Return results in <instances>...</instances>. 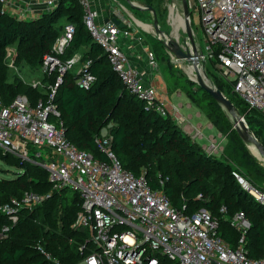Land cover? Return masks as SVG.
<instances>
[{
  "label": "trees",
  "instance_id": "1",
  "mask_svg": "<svg viewBox=\"0 0 264 264\" xmlns=\"http://www.w3.org/2000/svg\"><path fill=\"white\" fill-rule=\"evenodd\" d=\"M144 1L150 5L152 0ZM82 14L77 0H58L55 8L31 19L9 14L0 2V101L7 104L15 95L24 93L34 104L39 98L44 99L46 91L45 87L34 88L20 79L8 81L6 47L15 49L14 65L40 67L63 24L72 23L74 32L61 57L82 50V58L90 60L89 69L95 81L89 88H81L75 84V70H67L56 89L53 102L60 111L68 141L93 157L104 159L106 155L94 138L102 126L111 122L108 132L112 136V152L123 168L136 176L142 173L149 185L161 189L173 205L184 204L187 214L201 206L209 209L218 219L217 234L232 246L236 245L239 232L230 225L229 217L242 210L250 222L245 251L250 257L260 256L264 246V205L246 193L233 171L264 191V166L237 135L231 119L209 93L168 62V51L160 39L150 43L167 92L183 93L223 136L219 154H208L169 115L159 114L125 88L111 68L106 52L82 22ZM203 64L219 75L214 60ZM56 74H43L45 85L53 83ZM219 77L216 87L236 107L243 104L248 109L247 125L263 144L264 114L248 107L232 92L231 81ZM228 91L234 97L228 96ZM0 160L11 174L0 176V204L20 199L24 192L44 195L40 204L21 210L15 223L0 211V264H55L53 259L60 264H77L91 251L89 242L85 243L87 233L71 227L81 205L78 191L69 187L52 189L43 167L2 148ZM222 205L226 212L219 211ZM162 261L173 264L166 259Z\"/></svg>",
  "mask_w": 264,
  "mask_h": 264
},
{
  "label": "built area",
  "instance_id": "2",
  "mask_svg": "<svg viewBox=\"0 0 264 264\" xmlns=\"http://www.w3.org/2000/svg\"><path fill=\"white\" fill-rule=\"evenodd\" d=\"M77 1L83 8L82 22L106 52L125 88L146 106L167 115L166 101L157 96L156 88L145 82V72L130 64L120 48L118 36L121 32L127 34V29L122 30L110 17L100 19L91 0ZM0 2L4 10L10 5L9 0ZM45 3L50 10L54 0ZM187 6L189 24L191 14L197 11L205 36L204 54L192 31L196 50L201 52L198 62L214 60L219 75L231 81L232 92L248 107L264 114V0H187ZM73 32L74 25L64 23L41 61L42 75L57 73L54 82L31 84L34 88L45 87L44 99L32 104L26 94L19 93L7 104L0 101V148L43 167L52 189L69 187L78 191L81 205L71 227L87 233L85 243L89 242L91 251L77 264H164L162 259L173 264H264V246L258 257H250L245 251L250 222L242 210L229 217L230 225L239 232L232 246L217 234L218 219L209 209L201 206L187 214L184 204L173 205L161 189L149 185L142 173L136 176L123 168L112 152L109 132L94 138L106 155L104 159L68 141L60 111L53 102L56 89L67 70L75 69V84L81 88H89L95 81L89 59L80 61L78 52L61 57ZM146 56L148 65L157 70L159 63L150 48ZM14 57V48L6 47L8 66ZM190 132L193 137H201L197 127ZM221 148L214 137L204 146L212 153H219ZM233 174L246 193L264 205V191L254 188L238 172ZM43 199V194L24 192L20 199L0 204V211L15 223L21 210H30ZM219 211L226 212L225 206Z\"/></svg>",
  "mask_w": 264,
  "mask_h": 264
},
{
  "label": "rangeland",
  "instance_id": "3",
  "mask_svg": "<svg viewBox=\"0 0 264 264\" xmlns=\"http://www.w3.org/2000/svg\"><path fill=\"white\" fill-rule=\"evenodd\" d=\"M33 1L35 0H9L10 4L11 2L12 4L14 3V5H17L16 7H21V10H15L14 12H12L11 9L8 8L10 5H8L6 7V11L11 15L27 16L29 11L25 7L29 5L32 6ZM110 1L112 3V6L115 9H117L116 13L117 14L121 13L123 17L127 19L130 26L133 29H137L141 33L143 39H145L146 42L151 43L153 40L158 38L156 37L158 35L156 34L154 27H153V18H154L153 12L146 8L144 0H130L132 3H134L133 5L129 2V0H110ZM103 2L104 0H100L101 4H103ZM57 5H58V0H54V5L52 6L51 9L55 8ZM150 5L152 6L154 10V14L157 19L158 28L163 32V35H161L160 37H162L163 39H165V37L166 39L173 38L178 42V44L183 49L186 50L187 48V50L191 52L193 48H192V45L190 44V41L187 38V34L185 31V24L183 23L184 17H183L182 1L181 0H152ZM33 6L35 7L36 5H33ZM136 6H140L143 8H137ZM39 7H41L40 9H42L43 7L44 10H47L45 0H44V3L39 4ZM129 14H131V16ZM181 17L183 18V20L182 19L178 20ZM137 20H139L143 24H146L148 27H153L154 32L152 31V28L147 29L145 26L138 23ZM190 27L192 28L196 45H198V47H200L202 52H204L205 54L206 53L205 36H204L203 30L200 24V19H199V15L197 11L196 13L191 14ZM81 51L82 50H79L80 61H83L85 59L82 58ZM163 62H165V59L163 60ZM168 62L176 65L179 68V70L187 76L186 68H187V65L191 63L190 60L175 59V57L171 53L168 52ZM199 64L203 68L204 75L216 87V83L220 79L219 75L213 70H207L202 63L198 62V65ZM8 67H9L8 81H12L14 79H20L23 82L28 83L30 85L36 81H41L40 82L41 85H44L45 83V81L42 79L40 67L30 68L24 63L19 64V65L12 64ZM194 74H195V71H194ZM193 76L196 77V75H193ZM226 94L228 96H233L230 91L226 92ZM170 99H171V102H173L174 104L167 105V109H168L167 115H169L171 120H173L177 125H179L182 128L183 132L187 136L189 135L188 137H190L192 141L198 143L202 147L203 150H204V147L202 145L203 144L209 145L211 137H214L217 140L218 145H221L222 143H224L223 136H221L220 132L210 124L209 120L206 118L204 114L199 113L200 115L196 116L195 113L196 111L198 112V109L191 102H190L191 107L188 108L186 106L185 103L188 102L189 99L184 94H181L179 97H177L175 94L172 93L170 95ZM179 102H181V104H178ZM236 108L238 109L239 113L241 114L245 122L247 123L246 114L248 112V109L243 104H241L240 107H236ZM187 113L192 114V118L190 120V123L192 125L197 126V124L199 123L198 125L200 126L199 127L197 126V129L200 131V133H202L203 135L202 138L200 136L198 137V135L194 137L191 136L190 130L195 127L185 126V123H187L186 122ZM178 118H181V119H178ZM111 124L112 123L110 122L108 125L102 126L97 135L107 133L108 126H110ZM209 135H212V136H209ZM261 139L263 140V144H264V132L261 135ZM248 148L250 150V147ZM252 148L258 154L255 148L254 147ZM206 152L212 156L214 154L215 155L219 154V153H212L210 151H206ZM7 168L8 167L0 160V176H10L11 175L10 172H7L5 170Z\"/></svg>",
  "mask_w": 264,
  "mask_h": 264
},
{
  "label": "crops",
  "instance_id": "4",
  "mask_svg": "<svg viewBox=\"0 0 264 264\" xmlns=\"http://www.w3.org/2000/svg\"><path fill=\"white\" fill-rule=\"evenodd\" d=\"M91 1H92V6L98 10L100 14V19H105L107 17H110V18L117 17L125 23L123 27H120L118 25L122 30L127 29V34H123L121 32L118 36L120 48L128 57L130 64L141 68L145 72L144 80L146 83L156 88L157 96L160 99L165 100L167 105L168 104L173 105L174 103L171 102V99H170V95L172 93L169 94L167 92L166 83L161 74L160 64L158 65V69L154 70L147 63L146 51L147 49L150 48V43L146 42L145 39H143L141 33L137 29H133L130 25H129L130 27L127 26L129 22L127 21V19L123 17L121 13H118V14L116 13L117 9H115L112 6V3L110 0H104L103 4L100 3V0H91ZM41 3H44V0H41V1L35 0L33 1V5H36L35 7L33 5L32 6L29 5L25 7L29 11L27 16H24V15L23 16L14 15V16L19 17V18H27V19L34 18L37 15H39L42 11H44L43 7L42 9H40L41 7H39V4ZM16 6L17 5H14V3L12 4L11 2L8 8L11 9L12 12H14L15 10H21V7H16ZM173 94L179 97L183 93L179 91H175L173 92ZM178 104H181V102H179ZM185 104L188 108L191 107L190 101L186 102ZM199 113H200L199 111L198 112L196 111L195 115L199 116L200 115ZM191 118H192V114L187 113V118H186L187 123H185V126L187 127H197L198 126L199 127L200 126L198 125L199 123L197 124V126L192 125L190 123ZM209 136H212V135H209ZM202 137L203 135L201 133V138ZM202 146L204 147L205 144H203Z\"/></svg>",
  "mask_w": 264,
  "mask_h": 264
},
{
  "label": "water",
  "instance_id": "5",
  "mask_svg": "<svg viewBox=\"0 0 264 264\" xmlns=\"http://www.w3.org/2000/svg\"><path fill=\"white\" fill-rule=\"evenodd\" d=\"M182 1V7H183V17H184V24H185V31L187 34V38L190 41L192 45V52L190 53L187 49H183L178 42L173 39V38H168V39H163L159 37L164 44L165 48L169 53H171L175 59H188L191 61V63L195 67V74H196V79H190L198 84V86L209 93L211 98L218 103L221 108L224 110L226 115L231 119L232 122V127L235 129L237 135L240 137V139L243 141V143L249 147L251 145L252 147L255 148V150L258 152V154L261 157V160L263 163L260 162L264 166V145L262 142L254 135L253 131L249 128L241 114L239 113L238 109L236 106L231 102V100L222 93L217 87L214 86L212 82L209 81V79L204 75H201L200 72L197 69L198 66V55L201 54V52H197L196 47H195V42L193 39L192 35V30L188 21V15H189V10L187 6L186 0H181ZM129 2L133 5L130 0ZM147 9L153 12V27L156 33L159 35H163V32L158 28L157 25V19L154 14V10L151 5H145ZM137 8H143L140 6H136ZM112 20L118 24L120 27L124 26V22L120 20L117 17H112ZM249 149V148H248Z\"/></svg>",
  "mask_w": 264,
  "mask_h": 264
},
{
  "label": "bare ground",
  "instance_id": "6",
  "mask_svg": "<svg viewBox=\"0 0 264 264\" xmlns=\"http://www.w3.org/2000/svg\"><path fill=\"white\" fill-rule=\"evenodd\" d=\"M130 16H131V14H129ZM183 20V18L181 17V18H179L178 20ZM138 21V23H140L141 25H143V26H145L147 29H151L152 28V31H153V27H148L146 24H143L142 22H140L139 20H137ZM177 22V21H176ZM183 23H184V21H183ZM175 31V30H174ZM154 32V31H153ZM158 36H156V37H160L161 35H159L158 33H156ZM162 38V37H161ZM165 39H166V37H165ZM191 44V43H190ZM186 48V47H185ZM187 49V48H186ZM189 51V50H188ZM190 52V51H189ZM192 52V51H191ZM190 52V53H191ZM184 62V61H183ZM184 64V63H183ZM197 69H198V71L200 72V74L201 75H203L204 76V72H203V68H202V66L199 64L198 66H197ZM196 69H195V67H194V65L192 64V63H190L189 65H187V68H186V74H187V76L189 77V78H191V79H196V77H194L193 75H196V74H194V71H195ZM250 147V152L252 153V155L259 161V162H261V163H263V161L261 160V158H260V156L253 150V148L251 147V146H249Z\"/></svg>",
  "mask_w": 264,
  "mask_h": 264
}]
</instances>
